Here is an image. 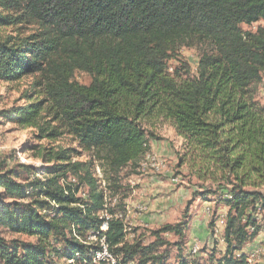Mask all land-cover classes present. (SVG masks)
I'll return each instance as SVG.
<instances>
[{"label":"trees","instance_id":"obj_1","mask_svg":"<svg viewBox=\"0 0 264 264\" xmlns=\"http://www.w3.org/2000/svg\"><path fill=\"white\" fill-rule=\"evenodd\" d=\"M263 21L264 0H0V29H14L0 39V81L32 78L27 102L9 118L40 141L70 137L91 156L43 149L41 178L1 161L0 229L34 241L0 235V264H95L103 237L117 264H149L169 245L165 235L179 238L180 264H201L183 255L184 223L152 231L145 247L128 240L117 217L128 208L111 178L117 185L125 169L140 170L155 138L144 122L154 117L173 122L203 168L234 180L217 264H248L243 250L264 213V108L254 99L264 74V28L255 25ZM193 41L214 53L195 74L185 63L189 78L178 82L169 63ZM78 72L91 83L77 82ZM249 171L260 183L248 181Z\"/></svg>","mask_w":264,"mask_h":264},{"label":"rangeland","instance_id":"obj_2","mask_svg":"<svg viewBox=\"0 0 264 264\" xmlns=\"http://www.w3.org/2000/svg\"><path fill=\"white\" fill-rule=\"evenodd\" d=\"M255 27L264 28V21ZM243 29L251 30L247 26H243ZM13 31L12 28L0 29V39L13 34ZM212 53L214 51L210 43L195 41L184 43L179 46L176 58L169 63V73L178 82L185 81L189 78L184 69L185 63L191 66L192 73L195 74L199 59L205 54ZM176 69L178 74L175 73ZM75 80L82 85H89L92 78L86 72H78ZM31 83V77L18 83L0 81V163L6 159L7 170L16 171L19 170V165L31 166L41 178L44 177L45 169L48 167L39 155L43 149L50 152L60 147L75 148L80 152L78 161H90L91 156L80 149L70 137L63 136L55 141H40L37 138L39 135L37 130L22 127L16 123L14 117L9 118L8 115L14 107L27 102L24 95L30 89ZM254 90L255 102L264 108V74L262 83ZM38 97L39 95L35 96L36 99ZM144 127L155 137L149 141L150 153L164 163L166 168L159 173L144 171L142 168L140 170L127 168L118 178L117 185H114L115 179L111 178L113 191H117L119 196L126 200L127 210L130 211L131 230H128V240L140 241L147 247L155 241L151 235L152 231L164 225L184 223L186 234L182 242L184 257L194 259L191 256V249L195 243H198L200 252L195 258L199 259L201 264H217L226 252V244L223 240L225 225L222 222L229 213L228 201L232 199L231 189H233L230 182L234 180H223L216 167L211 170L203 168L198 158L188 152L185 141L180 137L171 120L154 117L145 121ZM195 161L199 166H195ZM95 164L97 168L99 163ZM97 175L100 177L101 173L98 172ZM23 177L27 178L28 174H23ZM248 178V181L260 183L255 173L249 171ZM252 188L251 185L245 187L246 190ZM258 191L264 193V187ZM1 193L3 191H0ZM256 219L261 227L260 232L256 239L244 247L246 257L264 247V213L257 215ZM0 235L8 240L34 241L1 229ZM164 239L169 245L167 248L161 247L156 250L162 255L160 261L152 260L149 264H180L181 259L176 246L180 242L179 238L165 235ZM248 264H264V255Z\"/></svg>","mask_w":264,"mask_h":264},{"label":"built area","instance_id":"obj_3","mask_svg":"<svg viewBox=\"0 0 264 264\" xmlns=\"http://www.w3.org/2000/svg\"><path fill=\"white\" fill-rule=\"evenodd\" d=\"M140 168H142V170L146 171V170H150L153 173H159L160 171L164 170L166 168V165L164 163H162L161 161H159L155 156H153L151 153H148L145 157V159L143 160V162L141 163ZM64 181H62L63 184ZM116 204V201H114ZM130 211L128 210L126 216H124L123 214H118L117 217L120 218L121 220H124L125 222V231L126 233H128V230H131V223H129V213ZM223 225H225V222L223 220ZM103 231L107 230V224L104 225V227L102 228ZM99 247L100 249L95 253V264H100V263H106V264H117V260L116 258L113 256V254L110 252L109 250V246L107 244L106 239L103 237L101 238L99 241ZM200 252V245L198 243H195L192 246L191 249V255L192 256H197V254ZM264 255V247H262L260 250H258L256 253H254L251 256H247V261L248 263H251L253 260L259 259L261 258V256ZM239 258L241 257V254L237 255ZM71 263H74V261H72Z\"/></svg>","mask_w":264,"mask_h":264}]
</instances>
